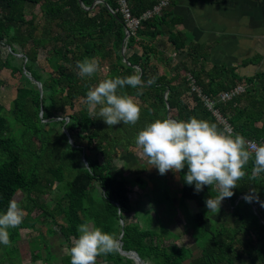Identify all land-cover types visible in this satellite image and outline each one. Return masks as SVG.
<instances>
[{
    "label": "trees",
    "instance_id": "16d2710c",
    "mask_svg": "<svg viewBox=\"0 0 264 264\" xmlns=\"http://www.w3.org/2000/svg\"><path fill=\"white\" fill-rule=\"evenodd\" d=\"M95 1L0 0V71L10 66L20 75L9 108L14 126L6 138L1 133L8 119L3 115L6 109L0 104V212L6 210L16 192L25 193L27 198L18 202L25 213L24 220L18 228L9 229L11 244L0 246V261L13 264L16 260L22 261L20 254H15L20 251L17 243L21 231H32L36 225L48 220L54 223L59 217L65 222L58 228L60 238L68 240L77 236V226L91 220L106 233H122L121 249L134 251L145 264H183L185 261L187 264H264V207L255 199L251 202L244 199L255 189L254 195L264 201V173L251 179V160L245 166V177L233 189V196L224 199L227 207L223 213L231 217L230 222H214L207 216L205 200L218 195L214 188L205 186L196 192L194 185H187L183 179L187 169L178 172L181 182L178 205L184 211L183 225L188 228L184 232L192 237L198 256L193 257L188 249L176 244L160 248L154 243L156 236L152 233L144 242L143 238L132 240V232L143 234L146 230L132 227L126 221L133 207L125 179L112 173L117 151L128 152L130 147H135L138 131L157 118L186 121L196 117L215 123L221 130L224 126L203 106L197 92L190 90L186 76L171 78L159 70L164 59L154 42L161 37H166L176 53L191 55L185 44L186 37L173 29L179 19L171 13L169 6L160 14L141 21L135 34L123 41L125 29L121 15L111 14L104 4H94ZM126 1L129 5L130 1ZM104 3L112 10L117 8L116 0H104ZM155 3L152 1L147 7L137 8L129 5L131 14L139 17ZM27 5H37L39 18L43 19L36 15L27 19ZM123 44L130 51L124 56L125 62L120 53ZM4 46L8 51L3 54ZM40 50L46 51L45 61L50 72L37 66ZM17 54L23 57H17ZM85 58H97L100 70L105 69L104 74L100 76L98 71L91 78L78 76L76 62ZM23 67L31 79L24 75ZM182 69L188 73L185 64ZM137 70L145 82L153 76L156 82L145 86L140 96H136L135 89L126 87L122 90L133 96L141 107L135 125L121 123L109 127L102 119L89 117L82 101L89 86L101 79L123 77ZM189 73L207 97L213 98L222 91L244 84L245 92L239 96L244 94L250 101L246 100L240 106L237 96L216 108L234 133H240L245 140L264 141L263 74L241 79L229 68L214 69L203 76ZM35 82L40 83L41 92ZM79 99L80 108L64 115L66 106L72 108ZM56 129L60 131L59 136H55ZM85 151L95 152V155L89 157ZM83 158L91 169L83 168ZM135 183L141 189L146 185L140 177H135ZM51 189L57 197L45 200L49 210H44L41 198L51 195ZM162 192L165 195L161 193L160 204H164L165 199L170 200L167 191ZM186 200L193 201L201 210L190 214ZM252 206L256 208V214ZM34 210L39 211V215L32 217ZM47 234L56 235V232L47 228ZM30 245L32 261H54L45 257L53 247L48 239H42L40 243L33 241ZM59 260L62 264H70L68 256H61ZM106 262L119 264L113 256Z\"/></svg>",
    "mask_w": 264,
    "mask_h": 264
},
{
    "label": "clouds",
    "instance_id": "9594fccd",
    "mask_svg": "<svg viewBox=\"0 0 264 264\" xmlns=\"http://www.w3.org/2000/svg\"><path fill=\"white\" fill-rule=\"evenodd\" d=\"M76 69L81 78H91L100 71V61L85 58L76 62ZM155 82L154 76L145 82L139 70L123 77L104 78L88 87L82 101L89 117L100 118L109 127L121 123L135 125L140 118L141 107L133 96L122 90L126 87L135 89L136 96H140L145 86ZM135 145L139 155L147 160L150 167H155L158 174L178 173L186 168L183 179L187 185H194L196 192L205 186L214 188L218 195L205 200L208 212L217 213L222 200L233 196V189L245 177L244 169L250 160L253 163L251 179L264 173V141H247L230 128L221 130L215 123L196 117L186 121L154 119L138 131ZM85 167L91 169L86 164ZM252 193L244 196L245 201L255 199L264 207V201H259L254 195L255 189ZM24 216L18 201L10 200L6 210L0 212V244L10 246L9 229L18 228ZM77 233L65 249L70 264H97V257L114 254L118 250V240L91 220L79 224Z\"/></svg>",
    "mask_w": 264,
    "mask_h": 264
},
{
    "label": "rangeland",
    "instance_id": "374dc122",
    "mask_svg": "<svg viewBox=\"0 0 264 264\" xmlns=\"http://www.w3.org/2000/svg\"><path fill=\"white\" fill-rule=\"evenodd\" d=\"M32 15H36L39 18V7L36 6H29L26 7V17L27 19L30 18ZM41 18L40 20H42ZM38 21V20H37ZM39 35V34H38ZM159 41H156L157 48H159ZM135 50L139 51V48H135ZM8 51L7 47H2V53L4 54ZM122 55L126 56L130 53L129 50L124 49L120 52ZM21 55V54H18ZM46 51L40 50L37 56V66L44 70L45 72H50V67L45 61ZM163 56V55H162ZM22 58L23 56H19ZM165 58V55L163 56ZM165 63V62H164ZM162 63L159 64V70L161 73L166 75L167 77L171 78H182L186 76L188 77V73L184 72L183 69L175 67L172 62L170 63ZM105 69H101L99 71V75H103ZM19 73L18 71L10 69V66H5L3 70L0 71V104L4 106L6 110L3 111V115L7 117V123L5 128L2 130L1 135L6 138L10 135L11 129L13 128V123L11 120V111L10 105L15 98L16 94V85L19 80ZM81 100H77L74 102L73 107L69 108L66 106V111L64 115H69L74 113L76 110L80 108L79 104ZM171 116V114L169 115ZM171 118V117H168ZM260 125V124H258ZM64 133V130H62ZM57 133H60L58 129L55 131V136ZM59 138V137H58ZM62 140V137H60ZM118 150V149H117ZM86 155L89 157L95 155V152H88L85 151ZM98 156V155H97ZM112 173L118 177H123L126 181L127 187L129 188V198L132 204V213L126 217L127 223H130L132 227L140 228V230H146L142 233L138 231L132 232V240L134 241H145L146 237L152 233L156 237L154 243H158L160 248H166L172 246V244H176L178 246H182L188 249L193 257L198 256L199 251L194 246V242L192 237L185 233V230H188L187 227H184L183 223L185 221L184 211L178 205L179 199V189L181 186V182L179 180L178 173H174L172 171H168L164 175L158 174V171L155 167H150L147 163V160L142 158L139 155L138 149L135 147H130L129 151L121 152L117 151L115 158L112 163ZM46 177H49L48 175ZM135 177H140L143 181L146 182L144 188H139L138 185L135 183ZM164 181V183H163ZM164 185V187H162ZM167 191V196L170 199L164 200V204H160V200L162 195H165L162 190ZM51 195L42 197V207L44 210H49V205L45 202L51 198L55 199L57 196L53 193L52 190ZM25 193L18 191L16 192L13 199L17 200L18 202L22 199L27 200L24 196ZM164 198V197H163ZM185 206L190 214L198 213L201 209H199L194 202L192 201H185ZM227 207V203L225 200H222L219 211L217 213H213L211 211H207V216L213 220L214 222H230L231 217L228 214L223 213V208ZM39 215V211L34 210L31 213L32 217ZM49 222V224H48ZM47 223L43 224L40 223L36 225V229L29 231V230H22L20 235V239L18 241L19 250L15 254H20L19 257H22V261L16 260L14 264H60L59 257L67 256L65 254V249L70 246V242L73 237L65 240L60 238L58 228L60 225H64L65 222L61 218H55V222H50L48 220ZM47 228H52L55 230L56 235H48ZM141 232V231H140ZM112 234L118 242H120V232H107ZM145 237V238H144ZM244 235L242 234V238ZM42 239H48L52 244L53 247L49 249L51 253L45 255L49 260H54L52 262H43L41 260H37L36 262L32 261L30 243L31 242H42ZM149 242V239H148ZM2 244H0L1 246ZM120 246H118L119 249ZM47 249H45L46 251ZM2 251V250H1ZM114 257L119 264H139L134 258L132 259L129 255H123L118 250L114 254L109 255H102L101 257H97V264H106L107 260H110ZM56 258V259H55ZM188 261H185L183 264H187ZM0 264H13L7 261H0ZM141 264V263H140Z\"/></svg>",
    "mask_w": 264,
    "mask_h": 264
},
{
    "label": "crops",
    "instance_id": "0c3cea01",
    "mask_svg": "<svg viewBox=\"0 0 264 264\" xmlns=\"http://www.w3.org/2000/svg\"><path fill=\"white\" fill-rule=\"evenodd\" d=\"M129 1L132 8H137L156 0ZM169 2L171 13L179 19L173 29L186 37L191 55L176 53L166 37H161L159 48L156 42L154 45L165 55V63L172 62L181 69L185 64L189 75L192 72L203 76L218 68L233 69V74L241 79L264 75V0ZM256 86L259 88L258 83ZM246 100L251 99L241 95L239 105L243 106Z\"/></svg>",
    "mask_w": 264,
    "mask_h": 264
},
{
    "label": "built area",
    "instance_id": "2783aa9c",
    "mask_svg": "<svg viewBox=\"0 0 264 264\" xmlns=\"http://www.w3.org/2000/svg\"><path fill=\"white\" fill-rule=\"evenodd\" d=\"M96 2L98 1L96 0L94 4H97ZM116 2H117V8L115 10H112L108 6L107 9L111 14L119 13L121 15L122 20L124 22L125 34H127V37L135 34L136 29L140 25L141 21L147 20L149 18H152L153 16L160 14V12L164 8H167L169 6V0H156V3L150 9H147L139 17H135L131 14L130 7L126 0H116ZM187 80L189 82L188 85L190 90L197 92V95L198 97H200V101L203 103V106L209 112H211V114L215 117L217 122L223 125L224 129L225 128L231 129L226 119L219 114L216 106L220 103H225L230 99L244 93L246 86L244 84L237 85L231 88L230 90L222 91L218 93L215 97L212 98V97H207L200 92L199 87L196 86L194 79L190 75H188ZM247 141L256 142L253 140H247ZM242 198L243 197H240V199Z\"/></svg>",
    "mask_w": 264,
    "mask_h": 264
},
{
    "label": "water",
    "instance_id": "95a60500",
    "mask_svg": "<svg viewBox=\"0 0 264 264\" xmlns=\"http://www.w3.org/2000/svg\"><path fill=\"white\" fill-rule=\"evenodd\" d=\"M99 3H101V4H104L106 7H107V5H106V3H104V1L103 0H97ZM98 2H96V3H98ZM95 3V2H94ZM94 5V4H93ZM93 5L91 6V7H93ZM85 9H88V8H85ZM126 38H127V34H125V37H124V40L123 41H125L126 40ZM123 49H124V44L122 45V48H121V50L123 51ZM17 57H19V56H21V55H16ZM24 61H25V59H24ZM126 60H125V57H124V55H123V62H125ZM23 73H24V75H26V77L27 78H29V79H31V77H30V75H28V74H26V72H25V69H24V67H23ZM35 84H36V86H37V88H38V90L41 92V86H40V83H38V82H35ZM166 93L167 92H165V94H164V99H166ZM167 110H168V106H167ZM173 119V118H172ZM64 133H66V131L64 130ZM83 160V162H84V164H86V161H85V159L83 158L82 159ZM252 209H253V211H254V213L256 214V208L254 207V206H252ZM122 237V233L120 234V238ZM121 241L119 242V250H120V252H121V254H123V255H129V256H131V257H133L134 256V259L140 264H145L143 261H141V259L138 257V255L134 252V251H128V252H126V251H123L122 249H121Z\"/></svg>",
    "mask_w": 264,
    "mask_h": 264
},
{
    "label": "bare ground",
    "instance_id": "6f19581e",
    "mask_svg": "<svg viewBox=\"0 0 264 264\" xmlns=\"http://www.w3.org/2000/svg\"><path fill=\"white\" fill-rule=\"evenodd\" d=\"M118 251L120 252V250L118 249ZM121 253V252H120ZM134 258V256L132 257V259Z\"/></svg>",
    "mask_w": 264,
    "mask_h": 264
}]
</instances>
